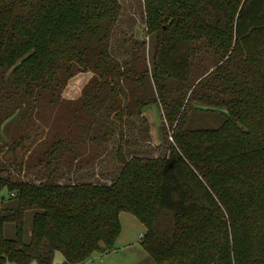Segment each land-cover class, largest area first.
Wrapping results in <instances>:
<instances>
[{
  "label": "trees",
  "instance_id": "trees-1",
  "mask_svg": "<svg viewBox=\"0 0 264 264\" xmlns=\"http://www.w3.org/2000/svg\"><path fill=\"white\" fill-rule=\"evenodd\" d=\"M143 4L147 32L156 33L152 75L172 128L168 153L122 161L108 185L0 177V264H53L56 252L62 264H82L111 250L121 211L143 226L141 245L156 264H264V0ZM118 11L116 0H0V106L19 96L26 121L55 71L87 54L81 48L103 57L118 82L108 52ZM199 40L217 62L189 83L187 50ZM163 78L179 83L171 107ZM190 112L214 120L196 127ZM17 117L10 110L0 122Z\"/></svg>",
  "mask_w": 264,
  "mask_h": 264
},
{
  "label": "rangeland",
  "instance_id": "rangeland-1",
  "mask_svg": "<svg viewBox=\"0 0 264 264\" xmlns=\"http://www.w3.org/2000/svg\"><path fill=\"white\" fill-rule=\"evenodd\" d=\"M116 2L119 11L111 27L108 52L119 63V81L109 75L106 60L93 54L92 47L81 48L87 54L71 56L55 71L52 88L41 92L26 121L21 120L25 103L19 96L3 101L0 116L16 110L18 121L8 118L0 122L1 178L29 184L108 185L119 175L122 161L156 159L168 153L172 128L152 75L156 33L147 32L143 0ZM86 40L91 44L93 37ZM187 53L189 83L211 71L217 62L203 40L191 42ZM161 81L171 107L179 83L172 78ZM189 116L196 127L214 120L193 112ZM119 221L120 231L111 250L94 252L82 264H156L141 245L144 228L137 218L121 211ZM30 229V219H26L25 240ZM13 231L6 224V236L11 238ZM52 263L62 264L58 252Z\"/></svg>",
  "mask_w": 264,
  "mask_h": 264
},
{
  "label": "crops",
  "instance_id": "crops-1",
  "mask_svg": "<svg viewBox=\"0 0 264 264\" xmlns=\"http://www.w3.org/2000/svg\"><path fill=\"white\" fill-rule=\"evenodd\" d=\"M59 254V253H58ZM55 255V254H54ZM60 256V254H59ZM62 257V256H61ZM62 261H63V258H62ZM30 264H37L36 262H31Z\"/></svg>",
  "mask_w": 264,
  "mask_h": 264
},
{
  "label": "built area",
  "instance_id": "built-area-1",
  "mask_svg": "<svg viewBox=\"0 0 264 264\" xmlns=\"http://www.w3.org/2000/svg\"><path fill=\"white\" fill-rule=\"evenodd\" d=\"M0 196H1V194H0ZM140 238L142 237V236H139Z\"/></svg>",
  "mask_w": 264,
  "mask_h": 264
}]
</instances>
